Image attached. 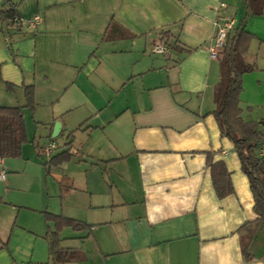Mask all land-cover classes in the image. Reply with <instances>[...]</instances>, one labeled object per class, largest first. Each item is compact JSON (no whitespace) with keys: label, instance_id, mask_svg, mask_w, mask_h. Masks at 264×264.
Returning a JSON list of instances; mask_svg holds the SVG:
<instances>
[{"label":"crops","instance_id":"obj_1","mask_svg":"<svg viewBox=\"0 0 264 264\" xmlns=\"http://www.w3.org/2000/svg\"><path fill=\"white\" fill-rule=\"evenodd\" d=\"M12 3L21 25L0 21V106L22 107L26 141L21 166L0 158V264H264L261 226L243 255L256 214L213 115L220 59L208 51L221 16L254 35L241 116L264 130V5L260 15L246 0H0V9ZM57 137L54 154L70 156L48 167L54 154L43 147ZM207 153L230 173L223 199ZM43 212L87 226L59 232L72 261L49 255L54 224Z\"/></svg>","mask_w":264,"mask_h":264},{"label":"trees","instance_id":"obj_2","mask_svg":"<svg viewBox=\"0 0 264 264\" xmlns=\"http://www.w3.org/2000/svg\"><path fill=\"white\" fill-rule=\"evenodd\" d=\"M252 14L260 15L264 0H246ZM0 21L16 23L20 27L21 19L16 15L15 4L0 9ZM19 22V23H18ZM254 38L243 27L228 33L225 45L220 53L219 82L214 90L215 109L213 115L217 122L220 134L233 143L240 161L242 172L246 175L253 199V211L256 214V225L246 234L243 242V255L249 259L248 243L253 238L257 226L264 229V156L257 154V149L264 143V133L261 123L243 120L240 106V95L243 90V75L256 69L255 63H247L244 56L247 54L251 40ZM1 70V66H0ZM8 91L13 86L6 84ZM26 106L34 109L33 92L31 87H24ZM26 141V131L21 106H0V158L19 157L21 146ZM64 151L50 158L47 166L59 165L69 159ZM207 166L210 170L213 190L218 199H223L233 193L230 173L223 161L213 162L210 153H207ZM48 171V167H47ZM44 221L52 222L54 230L47 228L49 255L56 262H66L75 259V252L60 246L59 232L65 227L73 230H83L87 226L75 219L62 215L44 213ZM248 242V243H247Z\"/></svg>","mask_w":264,"mask_h":264},{"label":"built area","instance_id":"obj_3","mask_svg":"<svg viewBox=\"0 0 264 264\" xmlns=\"http://www.w3.org/2000/svg\"><path fill=\"white\" fill-rule=\"evenodd\" d=\"M220 7H224V4L221 3ZM40 19L39 16H35L33 19L29 21L31 27H35L37 21ZM19 23V22H18ZM21 24V23H20ZM216 30L215 34L210 42L208 47L209 56L211 58L218 59L220 53L225 45L226 38L228 33L234 30L235 28V19L232 16H221L217 22L215 23ZM154 51L157 52H165L164 47L158 45L154 48ZM264 133V132H263ZM59 148L58 144L52 139L43 147V151L46 157H51L56 150ZM264 156V154H263ZM1 164V159H0ZM1 177L5 176V172L3 170L0 171Z\"/></svg>","mask_w":264,"mask_h":264},{"label":"rangeland","instance_id":"obj_4","mask_svg":"<svg viewBox=\"0 0 264 264\" xmlns=\"http://www.w3.org/2000/svg\"><path fill=\"white\" fill-rule=\"evenodd\" d=\"M263 132H264V130H263ZM57 144H58V146H59V144H61L62 143V139H61V137H57L56 139H53ZM62 145V144H61ZM59 149V148H58ZM58 149L56 150V152L58 151ZM62 152V151H61ZM55 155H57V153L56 154H54V156ZM53 157V156H52ZM46 160H47V158L46 157H44ZM10 160L11 161H15L14 162V165H18V166H21V163H22V160H20V159H18V158H10ZM50 159L48 158V160L47 161H49ZM46 164H48V163H46ZM51 166V165H50ZM50 166H48V167H50ZM44 213L45 212H43V216H44ZM51 230V229H50ZM51 231H53V230H51ZM246 238V237H245ZM244 242V241H243Z\"/></svg>","mask_w":264,"mask_h":264},{"label":"water","instance_id":"obj_5","mask_svg":"<svg viewBox=\"0 0 264 264\" xmlns=\"http://www.w3.org/2000/svg\"><path fill=\"white\" fill-rule=\"evenodd\" d=\"M57 136V132L53 135V137H56Z\"/></svg>","mask_w":264,"mask_h":264}]
</instances>
